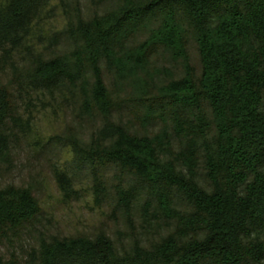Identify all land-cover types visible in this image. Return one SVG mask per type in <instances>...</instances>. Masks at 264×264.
<instances>
[{
	"label": "trees",
	"instance_id": "trees-1",
	"mask_svg": "<svg viewBox=\"0 0 264 264\" xmlns=\"http://www.w3.org/2000/svg\"><path fill=\"white\" fill-rule=\"evenodd\" d=\"M75 1L0 0V71L15 78L0 84V168L33 130V94L77 98L104 120L91 150L132 170L175 226L151 250L52 236L0 264H264V0H105L90 16ZM119 105L143 130L113 119ZM39 212L30 189L1 188L0 249Z\"/></svg>",
	"mask_w": 264,
	"mask_h": 264
},
{
	"label": "rangeland",
	"instance_id": "rangeland-1",
	"mask_svg": "<svg viewBox=\"0 0 264 264\" xmlns=\"http://www.w3.org/2000/svg\"><path fill=\"white\" fill-rule=\"evenodd\" d=\"M75 3L80 14L90 16L101 11L106 1L77 0ZM63 13L58 9L47 15L48 36L60 34L64 21L59 15ZM190 58L193 65H198L194 47L190 49ZM166 66L174 69L170 64ZM10 74L9 70L0 71V84L13 81L15 78ZM104 76L118 100L122 93L118 94L107 73ZM124 98L129 97L124 95ZM88 107L82 100L70 96L33 94V103L24 112L25 119L30 116L33 130L28 135L20 132L12 140L9 162L0 168V189L8 185L30 189L40 204V212L31 224L11 233L1 246V254L7 258L16 255L26 260L41 238L52 236L95 238L105 234L121 251L151 250L173 231L174 222L164 215L159 202L152 200L149 192L142 188L132 170L91 150L104 120L96 109ZM131 110L130 106L121 109L119 105L113 110V119L119 117L142 129L139 121L131 118ZM154 129L156 126L145 128L151 133ZM75 149H79L80 154H76ZM89 156L94 160H82ZM60 174L69 176L72 183L67 195L60 188ZM121 188H125L128 197L125 194L120 197Z\"/></svg>",
	"mask_w": 264,
	"mask_h": 264
}]
</instances>
